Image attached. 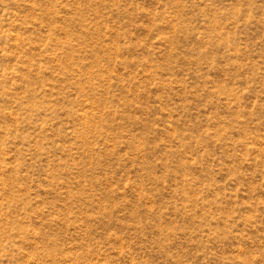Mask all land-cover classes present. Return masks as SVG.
<instances>
[{"label": "rangeland", "instance_id": "374dc122", "mask_svg": "<svg viewBox=\"0 0 264 264\" xmlns=\"http://www.w3.org/2000/svg\"><path fill=\"white\" fill-rule=\"evenodd\" d=\"M0 264H264V0H0Z\"/></svg>", "mask_w": 264, "mask_h": 264}]
</instances>
